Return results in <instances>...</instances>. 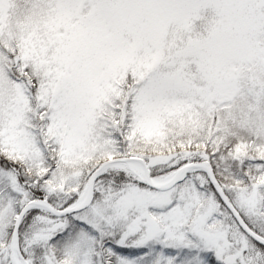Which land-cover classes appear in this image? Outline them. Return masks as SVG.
<instances>
[{"label": "snow or ice", "instance_id": "6c2138e0", "mask_svg": "<svg viewBox=\"0 0 264 264\" xmlns=\"http://www.w3.org/2000/svg\"><path fill=\"white\" fill-rule=\"evenodd\" d=\"M0 264H264V0H0Z\"/></svg>", "mask_w": 264, "mask_h": 264}]
</instances>
